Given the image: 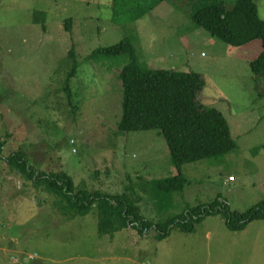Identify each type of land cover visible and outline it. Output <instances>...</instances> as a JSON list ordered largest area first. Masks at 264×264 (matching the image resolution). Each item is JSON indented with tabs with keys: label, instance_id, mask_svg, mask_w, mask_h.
Here are the masks:
<instances>
[{
	"label": "rangeland",
	"instance_id": "374dc122",
	"mask_svg": "<svg viewBox=\"0 0 264 264\" xmlns=\"http://www.w3.org/2000/svg\"><path fill=\"white\" fill-rule=\"evenodd\" d=\"M122 1L121 12L137 3ZM197 1L163 2L137 20L124 14L113 21L112 0H0L2 156L24 150L37 171L65 173L75 193L127 195L153 223L218 196L232 212L255 207L264 199V79L257 91L250 65L262 44L233 47L197 28L191 19ZM219 1L230 10L236 0ZM253 2L264 20V0ZM125 38L149 70L199 74L205 88L197 100L222 112L239 146L184 166L188 185L164 202L155 182L177 175L164 139L157 131L118 129L119 75L128 56L85 60ZM71 48L78 68L69 102ZM55 202L0 160V264H264L263 220L234 232L222 216H209L192 233L175 228L157 241L153 232L141 237L131 228L99 235L95 209L71 219Z\"/></svg>",
	"mask_w": 264,
	"mask_h": 264
},
{
	"label": "trees",
	"instance_id": "16d2710c",
	"mask_svg": "<svg viewBox=\"0 0 264 264\" xmlns=\"http://www.w3.org/2000/svg\"><path fill=\"white\" fill-rule=\"evenodd\" d=\"M173 1L175 0H137L133 9L121 12V8L126 7L125 3L122 0H112V20L119 21L124 14H130L131 20H137L163 2ZM34 16L37 21H45L43 13H34ZM191 19L197 28L205 29L213 37L233 47H241L255 40L261 41L262 51L250 65L256 89L260 91L261 81L264 79V20L259 16L258 7L253 0H236L230 10L219 0H199L191 12ZM71 21V18L65 20L68 32ZM75 55L71 48L68 52L71 67L64 85L69 102L72 96L70 82L76 77L78 68ZM123 55L128 56L129 63L119 75L123 102L118 129L123 133L157 131L164 139L170 162L177 172L176 176L155 182L157 200L164 202L166 195L183 193L188 185L183 175L184 166L225 156L236 151L239 146L222 112L205 108L197 100V96L205 88V82L199 74L149 70L138 61L133 43L128 38L108 47L94 49L85 60ZM4 145L5 141L0 137V160L25 182H30L35 187H44L49 195L56 198L55 205L68 213L71 219L85 217L95 209L99 235L113 237L116 233L131 228L141 237L153 232L154 238L159 241L168 237L175 228L186 234L192 233L196 224L209 216H222L226 228L234 232L246 229L254 221H264V199L248 211L238 213L232 212L228 201L218 196L212 203L193 208L187 206L182 214L153 223L139 215L134 201L127 195L75 193L73 183L65 173L37 171L22 149L3 157Z\"/></svg>",
	"mask_w": 264,
	"mask_h": 264
},
{
	"label": "crops",
	"instance_id": "0c3cea01",
	"mask_svg": "<svg viewBox=\"0 0 264 264\" xmlns=\"http://www.w3.org/2000/svg\"><path fill=\"white\" fill-rule=\"evenodd\" d=\"M152 12V11H151Z\"/></svg>",
	"mask_w": 264,
	"mask_h": 264
}]
</instances>
